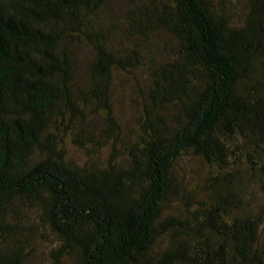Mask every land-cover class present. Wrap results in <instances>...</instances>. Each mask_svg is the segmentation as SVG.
I'll return each instance as SVG.
<instances>
[{
    "label": "trees",
    "instance_id": "trees-1",
    "mask_svg": "<svg viewBox=\"0 0 264 264\" xmlns=\"http://www.w3.org/2000/svg\"><path fill=\"white\" fill-rule=\"evenodd\" d=\"M134 1L127 33L164 31L175 49L149 66L124 143L113 83L141 55L114 49L96 22L112 0H0V264H23L32 209L60 241L57 263L264 264L263 220L241 195L243 178L264 190V0H248L241 26L209 0ZM68 142L113 152L79 165ZM188 156L210 171L203 195L181 180Z\"/></svg>",
    "mask_w": 264,
    "mask_h": 264
},
{
    "label": "rangeland",
    "instance_id": "rangeland-1",
    "mask_svg": "<svg viewBox=\"0 0 264 264\" xmlns=\"http://www.w3.org/2000/svg\"><path fill=\"white\" fill-rule=\"evenodd\" d=\"M215 11L228 16L232 25L241 26L248 11V0H209ZM134 0H112L99 14L96 22L105 31L109 44L120 52L137 51L141 55V64L130 72L116 71L112 100L115 115L122 130V141L127 143L137 131V122L142 111L143 95L148 87V68L152 64H159L171 59L174 55L175 41L167 32H158L148 38L131 36L127 33L129 12L134 10ZM123 55V54H122ZM79 74L86 77V67L93 53L88 47L78 50ZM86 81V79H85ZM88 122L91 129L101 132L105 122L100 115H90ZM120 161L124 160L123 148L117 146ZM69 158L85 165L93 163L104 167L112 154V146L98 150L79 148L67 143ZM181 180L188 189L197 190L204 194L203 189L210 171L193 156L185 157L179 167ZM203 188V189H202ZM241 195L244 207L250 212L259 215L263 220L261 227V246L264 249V190L257 179L243 178ZM179 205H175L173 212ZM24 251L23 264H76L74 259H64L57 263L53 252L60 246V241L51 229L40 222L39 210L32 209L25 212L23 220Z\"/></svg>",
    "mask_w": 264,
    "mask_h": 264
}]
</instances>
